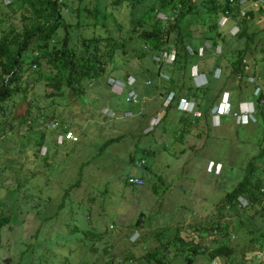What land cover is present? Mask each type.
Returning a JSON list of instances; mask_svg holds the SVG:
<instances>
[{
  "label": "rangeland",
  "instance_id": "1",
  "mask_svg": "<svg viewBox=\"0 0 264 264\" xmlns=\"http://www.w3.org/2000/svg\"><path fill=\"white\" fill-rule=\"evenodd\" d=\"M149 2L151 0L137 1L133 6L127 1L112 4L111 8L107 9L104 19L106 29L113 35H123L126 29H138L137 25L133 27L130 21L145 15ZM104 3L105 0H101V4ZM81 4L83 5V0ZM65 9L62 8V11ZM6 11L9 10L0 5V18L3 19L0 22V35L1 32L9 34L10 28L19 30L21 27L18 13L7 19L2 15ZM61 13L65 20L71 22L72 16L69 11ZM200 16L196 18L194 15L188 16L181 28L185 39L191 41L187 48L195 46L197 57H201L204 48H208L212 54L214 51L211 43L201 38L204 33L203 21L207 20V16L203 13H200ZM231 24L228 22L225 26H218L219 32L227 38L229 37L226 34L229 32L227 28ZM117 26H121L119 31L115 28ZM250 29L260 35L261 30L264 31V15L251 24ZM103 30L102 26L97 27V33ZM136 33L137 31H133L131 35L137 38ZM62 34L63 29L59 28L57 37ZM69 35H75L74 28L69 31ZM126 40L132 44L129 43L124 53L120 50L115 51V59L107 68L109 72L98 80L97 84L86 87L83 94L77 96L65 89L62 99L44 98L39 95L43 91V85L38 82L32 89L28 85V92L21 101L16 102L17 97L14 98L15 102L7 101L4 111L7 126H4L3 134L0 135V199L7 191L6 196L13 202L9 200L7 205L0 204V218L7 214L10 207H14L21 217L27 218L29 225L24 235L11 230L13 226L10 223L0 225V264L17 263L20 250L17 243L34 242L28 241L26 235L36 226V218L41 220L45 215L54 212L56 206L62 203L64 190L78 177L79 184L68 189L63 197L65 209L61 215L64 217L59 223L70 226L82 223L86 227L93 225L100 229L107 228L108 234L116 237L126 233L129 242L136 239L138 234H152L158 227L168 226L169 229L165 231H170L171 225L180 221V224L186 225L187 228L182 235L190 238L192 230L197 227L196 223L217 214L214 203L241 178L247 165L253 168L254 175L264 180V155H258L260 148L257 145L262 132L259 122L238 124L234 116H224L218 121L214 116L212 119L215 124H211V117L201 114L198 117L200 119H191L195 126L183 130L185 125L178 121L179 115L178 117L173 115L178 114L173 108L163 112L161 116L163 119L158 120L153 126L150 125L147 130L149 132H145L150 124L149 116L155 115L162 108L159 102L162 95H158V92H155V95L153 92L145 93L146 89L150 90L149 85L152 84L147 83L146 80L149 78L145 77L142 70L150 67V60L146 54L136 56L138 42ZM216 45L221 48L220 42H216ZM246 61L248 62L244 64L247 66L246 72H254L259 77L258 73L264 71V65L250 57ZM31 70L33 69L29 68L27 73ZM206 70L207 68L203 74H197L198 80L202 82L200 86L208 85L204 91L206 97L197 105V114L200 113L199 109H205L207 105L210 108L221 93L220 87L225 82V76L226 80L228 78L227 72L224 75L214 69L212 78L208 80ZM189 71L193 76V72L196 71L194 64H191ZM124 74L126 78L136 79V85L133 87L136 98L144 97L143 102L138 103L140 106L131 104L130 107L127 106L125 95L128 88L121 87L118 79ZM108 78L114 80L113 85L106 83ZM261 79L259 77L257 80L259 86L262 85ZM151 80L159 90L167 79L160 74ZM191 82L197 86L195 77ZM251 89V80L246 79V83L239 82L238 88L233 92L231 110L239 101L248 100L247 92ZM250 102L253 104L251 99ZM28 104L44 108L37 116L43 127L53 128L50 122L54 118L55 121H61L66 130H69L64 133L61 129H45L39 122L30 129L25 124L19 127L18 119L23 116ZM48 106H53L54 110L52 117L45 118L43 115L51 113V107ZM127 110L132 113H128ZM34 111L35 107L30 114ZM123 111L126 112L123 114ZM39 131L43 134V145L34 154L33 143ZM114 136L119 138L98 152L100 144L106 138ZM216 163L219 164L217 170L213 167ZM139 176L143 180L140 186L124 182L125 177L140 178ZM17 180L20 181V189L10 190L15 188ZM68 211L71 213L70 216H67ZM250 213L251 211H248L247 216ZM258 216L256 213V218ZM137 217L141 218L138 223L143 221L144 226L128 227V224L133 223ZM225 221L228 222L227 244H235L233 255L236 259L242 260L240 250L247 245L246 235L234 231L238 223L233 215L226 217ZM190 224L196 226L188 228L187 225ZM45 225L44 223L43 227ZM135 229L137 232H134ZM196 229L199 230V227ZM62 230L59 229L61 233L50 230L44 234L45 241L43 239L34 242L44 249L45 259L50 262L56 261L60 252L59 248L50 244L54 245L56 238L58 242L66 240L68 243L73 237ZM115 238L111 239L114 241ZM211 238L220 240L221 237L218 234H207L200 241L210 245ZM116 242L121 244L119 240ZM154 244L156 240L149 239L142 247L135 244L132 250L138 255L145 246ZM29 252V257L34 258L39 264L41 259H37L39 255L37 251ZM242 261L249 264V261ZM168 264H224V262L220 257L209 263H205L200 257L188 262L183 256L178 255L170 257Z\"/></svg>",
  "mask_w": 264,
  "mask_h": 264
},
{
  "label": "trees",
  "instance_id": "2",
  "mask_svg": "<svg viewBox=\"0 0 264 264\" xmlns=\"http://www.w3.org/2000/svg\"><path fill=\"white\" fill-rule=\"evenodd\" d=\"M81 1L0 0V5L9 10L2 15L11 19L18 13L21 22L19 30H13L10 28L11 26H8L10 28L9 34L1 32L0 35V135L3 134L4 126H7L4 119L7 101L15 102V97H17L16 102L24 99L28 92V85L32 89L37 86L38 82H41L43 91L39 95L48 99L53 97L62 99L65 89L79 96L84 93L86 87L97 84V81L109 72L107 68L115 59V51L120 50L124 53L129 43L132 44L126 40L129 39L139 44L136 56L140 57L146 54L150 60V67L142 70L146 75L145 77L149 78L146 80L147 83L152 84L149 85L150 90L146 89L145 93L153 92L155 95V92H158V95H162L159 102H162L164 96L168 92H172V100L165 107L164 113L169 109H175L174 104L178 98L191 101L198 109L197 105L206 97L204 91L208 85L195 86L191 82L194 77L189 71L191 64L195 65L198 75L203 74L204 69L207 68L205 74L208 76V80L212 78L214 69L224 75L226 72L228 73L227 80L225 76V82L220 87L221 93L210 108L207 105L205 109H199L198 115L184 114L175 109L178 114L173 115L180 116L178 121L185 125L183 130L195 126L196 124L194 125L191 119H200L198 117L201 114H204L205 117L210 116L212 120L214 114L211 113L212 107L218 103L219 98L225 96L233 103V92L238 88L239 82L246 83V79L251 78L252 89L247 92L248 100L239 101L236 106H233L230 117L234 116L238 124L255 121L261 124L262 132L257 140V145L260 148L258 155H264V71L261 74L258 73L259 77L262 78V85L259 86L257 82L259 77L254 72L248 73L244 69L246 59L249 57L264 65V31L261 30L262 33L257 35V31L250 29V25L258 21L264 12L248 11L241 17L232 13V16H228L229 18L223 22L224 10L229 7L228 0H151L147 5L145 15L130 21L133 27L137 25L138 29L131 27L132 29H126L123 35H113L105 27L104 19L107 9L111 8L112 4L122 1H127L133 6L137 1L142 0H105L104 4H101V0H85V2L83 0V5ZM62 8L66 9L62 11ZM65 11H69L70 16H72L71 22L63 18L61 12ZM157 13L163 14L165 18L158 17ZM200 13L207 16V20L203 21L204 33L201 38L208 40L216 53L213 51L212 54L208 48H204L201 57H197L195 46L187 48V44H190L191 41L185 39L181 28L185 24V18L190 15H194L195 18L201 17ZM1 21H3L2 18H0ZM228 22L232 23L231 26L235 24L237 29L234 32L231 26L227 28L229 31L226 32L229 36L227 38L219 32L218 26H225ZM98 26H102L104 29L101 33H97ZM59 28L63 29V34L57 37ZM73 28L75 35L71 36L69 31ZM115 28L119 31L121 26ZM133 31H137V38L131 35ZM125 35L126 37H124ZM216 42L221 43V48L216 45ZM160 49L173 53V59L170 63L156 62L153 59V56ZM29 68L33 70L27 73ZM160 74L165 76L167 80L158 90V86L153 85L151 79ZM204 77L206 76L204 75ZM118 79L126 89L133 90L136 85V79L133 77L132 84L127 85L128 77L126 78L125 74ZM255 87L258 89L254 94L253 89ZM143 99L144 97L141 96L136 98V101H132L126 97L127 106L139 105L138 103L143 102ZM34 107V113L30 114ZM48 107H51V113L47 116L43 115L45 118L52 117L54 110L53 106ZM43 110V107H38L36 104H28L25 113L18 119L19 127L25 124L30 129L38 122L42 126L37 116ZM127 111L132 113L130 110ZM125 112L123 111V114ZM239 115H244L246 121L241 122ZM219 116L228 115L220 114ZM52 119L51 122H53ZM53 124V128L42 127L61 129L64 133L69 130H66V126L61 121L56 120ZM118 138L119 136L106 138L98 147V152H101L104 147ZM42 145L43 134L39 131L36 133L35 143H33L34 154ZM139 177L141 183L133 186H140L143 183L141 176ZM79 180L80 177L64 190L61 198L62 203L56 206L54 212L45 215L41 220L36 218V226L26 235L28 241L34 242L43 240L44 234L50 230L61 233L59 229H63L62 232L65 230L66 233L73 236L68 243L66 240L58 242L56 238L55 244H50L60 249L56 261L50 262L45 259L44 249L35 245L34 242H26L27 244H25L19 241L17 243L20 248L19 259L16 264H23L24 262L37 264L34 258L29 257V250L37 251L39 254L37 259H41L39 264H168L170 257L178 255L183 256L188 262L194 261L195 257H200L205 263H209L220 257L224 264H244L242 260L249 261V264H264L263 262L252 261L264 246V180L254 175L253 168L249 165L246 166L241 178L231 189L224 192L214 203L217 210L214 217H208L196 223L199 230L196 229V224L187 225L191 229L195 227L190 238L182 235L187 228L186 225L180 224L181 221L171 225L170 231H165L168 226L158 227L152 231V234H138L137 238L130 242L127 240L128 234L124 233L119 237L110 236L107 228L100 229L93 225L86 227L82 223L71 226L60 224L59 221L64 217L61 212L65 209L63 197L68 189L79 184ZM20 187V181L17 180L15 188L10 190L14 191ZM4 195L0 199V204L7 205L10 201L13 202L6 196L7 191ZM238 198L245 200L244 206L239 205ZM100 210H102L101 207ZM248 211H251L249 216H247ZM68 212L67 216H70L71 213ZM256 213L259 215L257 218ZM231 215L236 218L238 223L234 231L246 235L247 245L245 244L244 247L243 244L244 248L240 250L242 260L236 259L233 255L235 244H227L229 235L226 232L228 222L225 221V218ZM140 219L137 217L133 223L128 224V227L138 228L139 225H141L140 228L143 227V221L138 223ZM5 223H10L13 226L11 230L17 231L21 235H24L25 229L29 225L27 218L21 217L14 207H10L7 214L0 218V225ZM44 223L46 224L45 227H43ZM134 232L137 230L135 229ZM207 234H218L221 238L220 240H212L211 238L210 245H208L200 241ZM111 238H115V240L113 241ZM149 239L156 240V244L145 246L142 252L136 255L132 247L135 244H140L142 247ZM118 240L121 241V244L116 242ZM57 243H59L58 246ZM61 252L64 253L60 254ZM25 254H27L26 257Z\"/></svg>",
  "mask_w": 264,
  "mask_h": 264
},
{
  "label": "built area",
  "instance_id": "3",
  "mask_svg": "<svg viewBox=\"0 0 264 264\" xmlns=\"http://www.w3.org/2000/svg\"><path fill=\"white\" fill-rule=\"evenodd\" d=\"M228 9L224 10L225 16L224 19L222 20L223 22L228 19L230 16H232V13L237 14L238 17L243 16L246 12L248 11H261L264 12V0H228ZM162 15V16H161ZM157 16L164 19L165 16L161 13H157ZM229 16V17H228ZM231 29H235L236 31V26L235 24L231 26ZM234 31V32H235ZM200 53V51L198 52ZM153 59L156 62H165V63H170L173 59V53L168 52L165 49H160L156 55L153 56ZM246 65H244V69H246ZM247 80H251V78H247ZM252 81V80H251ZM132 80L127 82V85L132 84ZM114 80L109 78L107 80L108 85H113ZM121 87H123V84H119ZM257 87L253 89V93L255 94L257 92ZM126 97L132 101H136V94L132 89H127L126 91ZM169 101L165 100L162 104V107L167 106ZM163 112L161 111L156 118H154V123L157 122L159 116H161ZM239 119L242 121H246V117L244 115H239ZM218 166L216 165V168ZM126 183L130 185H139L141 183L140 178L137 177H127L126 178ZM239 204L244 205L245 201L241 198H238ZM256 262H264V246L261 248V252H258L256 254V258L254 259Z\"/></svg>",
  "mask_w": 264,
  "mask_h": 264
},
{
  "label": "clouds",
  "instance_id": "4",
  "mask_svg": "<svg viewBox=\"0 0 264 264\" xmlns=\"http://www.w3.org/2000/svg\"><path fill=\"white\" fill-rule=\"evenodd\" d=\"M193 76L194 77H196V84L197 85H200V84H202V82H200L199 80H198V75H197V73H196V71L195 72H193ZM132 80V78H128V80H127V82L128 81H131ZM165 100H167V101H171L172 100V92H168V94H166L165 96H164V98H163V100H162V102H161V105L163 104V102L165 101ZM168 102V103H169ZM184 104H187L188 106L187 107H183V105ZM168 105V104H167ZM175 105V109L176 110H178V111H181V112H183L184 114H193V115H196L197 114V109L195 108V106H194V104L191 102V101H188V100H185V99H181V98H178V100L176 101V103L174 104ZM231 106H232V102L229 100V98H226L225 96H222L220 99H219V101H218V103L215 105V106H213L212 107V111H211V113H214L213 115H212V117H216L217 118V120L216 121H218V120H221V117L219 116L220 114H227L228 116H230V114H231ZM166 107V106H165ZM165 107H162V108H165ZM159 109V111H157V113L155 114V115H153V117L150 119H148L149 120V122H150V124L147 126V129L145 130V132H147V130H149V128H150V125H154V124H156L157 122H158V120H161L162 119V115L161 116H159V118H158V120H157V122H155L154 123V118H156L157 116H158V114L162 111V112H164V109ZM220 110H222V112H220ZM198 115V114H197ZM250 121H252V120H250ZM241 122H244V121H242L241 120ZM211 124H215L214 122H213V119L211 120ZM50 126L51 127H54V124H53V122H50ZM216 165L218 166L217 168H216ZM210 166V168H211V164L209 165ZM213 167H214V169L215 170H217L218 168H219V164L218 163H216V164H214L213 165ZM125 183H126V178H125ZM242 199V198H241ZM244 200V199H243ZM239 201V200H238ZM245 201V200H244ZM246 203V202H245ZM240 205V204H239ZM245 205V204H244ZM244 205H242V206H244ZM254 261V260H253ZM256 263H262V262H256ZM264 263V262H263Z\"/></svg>",
  "mask_w": 264,
  "mask_h": 264
},
{
  "label": "crops",
  "instance_id": "5",
  "mask_svg": "<svg viewBox=\"0 0 264 264\" xmlns=\"http://www.w3.org/2000/svg\"><path fill=\"white\" fill-rule=\"evenodd\" d=\"M152 117H153V115L149 116L150 119H151ZM149 118H148V119H149Z\"/></svg>",
  "mask_w": 264,
  "mask_h": 264
}]
</instances>
